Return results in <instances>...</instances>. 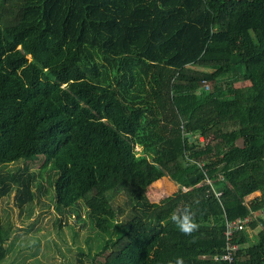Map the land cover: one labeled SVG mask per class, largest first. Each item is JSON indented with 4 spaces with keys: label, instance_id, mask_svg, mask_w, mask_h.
<instances>
[{
    "label": "trees",
    "instance_id": "16d2710c",
    "mask_svg": "<svg viewBox=\"0 0 264 264\" xmlns=\"http://www.w3.org/2000/svg\"><path fill=\"white\" fill-rule=\"evenodd\" d=\"M29 1L0 0V200L33 204L43 161L59 225L105 236L98 264H228L226 220L264 216V0ZM16 233L0 217V263ZM235 241L264 264V217Z\"/></svg>",
    "mask_w": 264,
    "mask_h": 264
},
{
    "label": "rangeland",
    "instance_id": "374dc122",
    "mask_svg": "<svg viewBox=\"0 0 264 264\" xmlns=\"http://www.w3.org/2000/svg\"><path fill=\"white\" fill-rule=\"evenodd\" d=\"M137 151L143 152L140 147ZM24 167L25 163L19 162L11 165L10 169ZM28 167L36 174L41 188L36 187L37 199L23 209L16 206L15 193L0 200L1 219L11 222L17 229L16 236L9 243L8 255L0 264H79L78 260L82 258L79 254H84L88 261L97 258L96 264L103 261L105 256L99 257L98 254L106 244L105 236L91 231L88 223L85 225L74 216H64L65 223L59 225L60 215L55 210L53 192L48 183L50 168L44 169L43 161L30 163ZM176 188L171 178L164 177L148 188L147 193L153 202H158L162 197L173 194ZM261 216L264 217L263 214Z\"/></svg>",
    "mask_w": 264,
    "mask_h": 264
},
{
    "label": "built area",
    "instance_id": "2783aa9c",
    "mask_svg": "<svg viewBox=\"0 0 264 264\" xmlns=\"http://www.w3.org/2000/svg\"><path fill=\"white\" fill-rule=\"evenodd\" d=\"M207 90L210 89L209 85L206 84L205 87ZM218 197L221 196V193H216ZM260 195V194H259ZM254 196H250L245 200L247 204L252 200ZM253 217L248 216L245 218H239L233 221L226 220V229H225V250L224 254L221 256V260L227 262L228 264H235L237 260V253L240 250L241 246L235 241V235L238 232L244 231L250 227V224L253 222Z\"/></svg>",
    "mask_w": 264,
    "mask_h": 264
},
{
    "label": "clouds",
    "instance_id": "9594fccd",
    "mask_svg": "<svg viewBox=\"0 0 264 264\" xmlns=\"http://www.w3.org/2000/svg\"><path fill=\"white\" fill-rule=\"evenodd\" d=\"M170 221L176 226V228L185 235H191L199 230V223L196 219V212L190 205H185L182 208L173 211L169 217ZM169 264H173L169 261ZM174 264H184L182 258H176Z\"/></svg>",
    "mask_w": 264,
    "mask_h": 264
},
{
    "label": "crops",
    "instance_id": "0c3cea01",
    "mask_svg": "<svg viewBox=\"0 0 264 264\" xmlns=\"http://www.w3.org/2000/svg\"><path fill=\"white\" fill-rule=\"evenodd\" d=\"M259 194H260V193L257 192V193L254 194L253 196H254V197H258ZM251 216L254 218V221H255V220H258L259 218H261V217H260V214H258V213H252ZM258 217H259V218H258ZM260 230H261V226H259V227H258V230H255L254 232L258 233Z\"/></svg>",
    "mask_w": 264,
    "mask_h": 264
}]
</instances>
